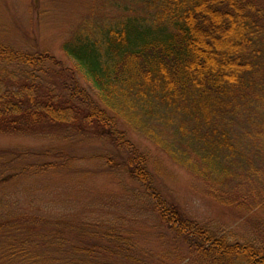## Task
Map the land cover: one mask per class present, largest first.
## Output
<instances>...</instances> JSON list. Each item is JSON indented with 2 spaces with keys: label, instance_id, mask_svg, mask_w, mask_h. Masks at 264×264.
Masks as SVG:
<instances>
[{
  "label": "trees",
  "instance_id": "trees-1",
  "mask_svg": "<svg viewBox=\"0 0 264 264\" xmlns=\"http://www.w3.org/2000/svg\"><path fill=\"white\" fill-rule=\"evenodd\" d=\"M262 1H111L114 21L84 20L62 45L75 65L70 72L49 52L0 43V134L105 136L125 152L123 161L107 157V164L145 187L147 196L134 198L187 243L195 264H264V236L234 243L186 219L159 194L148 195L152 158L120 128L192 174L220 206L264 214ZM28 155L0 152V170L8 169L0 177V264H144L146 253L115 220L91 229L90 248L77 241L90 237L88 229L24 213L11 185L72 167L61 152L42 173L34 164L15 165Z\"/></svg>",
  "mask_w": 264,
  "mask_h": 264
},
{
  "label": "rangeland",
  "instance_id": "rangeland-1",
  "mask_svg": "<svg viewBox=\"0 0 264 264\" xmlns=\"http://www.w3.org/2000/svg\"><path fill=\"white\" fill-rule=\"evenodd\" d=\"M111 1L0 0V43L21 52H49L62 61L69 72L76 71L74 63L63 53L62 45L84 20L114 21L116 14L108 9ZM79 74H76L79 88L95 100L96 93ZM120 128L152 158L149 173L153 190L150 189L148 195L159 194L186 219L207 227L216 235H229L234 238V243L244 244L245 239L264 236V230L260 229L264 227L262 212L247 214L220 206L192 174L175 165L128 126L121 124ZM26 151L30 156L18 160L17 167L34 164L36 172L42 173L43 166L47 167L46 162L53 163L60 152L63 161H72V167L60 174L44 172L11 185L10 191H17V203L24 213L40 214L48 220L63 219L81 231L88 229L90 237H81L77 241L90 248H94L91 229L102 227L101 223L107 220H115L116 228L136 240L140 251L146 253L144 264H195L196 256L187 243L176 240L174 233L151 215L147 205H141L134 198L135 193L147 196L145 187L131 180L120 168L107 164V157L115 162L123 161L125 152L118 151L105 136L72 137L53 135L50 131L30 135L0 134V152ZM8 159L10 156L6 161ZM7 170L6 166H1V178L6 176Z\"/></svg>",
  "mask_w": 264,
  "mask_h": 264
}]
</instances>
